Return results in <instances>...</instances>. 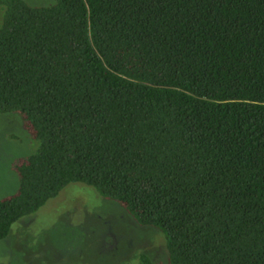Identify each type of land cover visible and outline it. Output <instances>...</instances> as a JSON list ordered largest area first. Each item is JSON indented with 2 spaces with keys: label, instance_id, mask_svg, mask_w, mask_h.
I'll list each match as a JSON object with an SVG mask.
<instances>
[{
  "label": "trees",
  "instance_id": "trees-1",
  "mask_svg": "<svg viewBox=\"0 0 264 264\" xmlns=\"http://www.w3.org/2000/svg\"><path fill=\"white\" fill-rule=\"evenodd\" d=\"M0 9V115L38 145L0 242L83 185L160 232L167 264H264V0Z\"/></svg>",
  "mask_w": 264,
  "mask_h": 264
},
{
  "label": "rangeland",
  "instance_id": "rangeland-1",
  "mask_svg": "<svg viewBox=\"0 0 264 264\" xmlns=\"http://www.w3.org/2000/svg\"><path fill=\"white\" fill-rule=\"evenodd\" d=\"M23 1L31 6L53 3ZM37 146L18 115H0V200L17 191L13 167L35 154ZM144 256L167 264L162 234L140 227L118 205L83 185L66 188L0 242V264H140Z\"/></svg>",
  "mask_w": 264,
  "mask_h": 264
}]
</instances>
